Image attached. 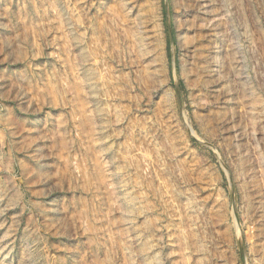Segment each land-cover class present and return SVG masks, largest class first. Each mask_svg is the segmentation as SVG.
Here are the masks:
<instances>
[{
	"label": "rangeland",
	"instance_id": "rangeland-1",
	"mask_svg": "<svg viewBox=\"0 0 264 264\" xmlns=\"http://www.w3.org/2000/svg\"><path fill=\"white\" fill-rule=\"evenodd\" d=\"M0 264H264V0H0Z\"/></svg>",
	"mask_w": 264,
	"mask_h": 264
}]
</instances>
